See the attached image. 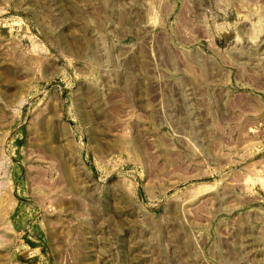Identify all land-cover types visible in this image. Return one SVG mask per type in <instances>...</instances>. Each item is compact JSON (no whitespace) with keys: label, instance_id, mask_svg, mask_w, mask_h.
<instances>
[{"label":"rangeland","instance_id":"obj_1","mask_svg":"<svg viewBox=\"0 0 264 264\" xmlns=\"http://www.w3.org/2000/svg\"><path fill=\"white\" fill-rule=\"evenodd\" d=\"M0 264H264V0H0Z\"/></svg>","mask_w":264,"mask_h":264}]
</instances>
